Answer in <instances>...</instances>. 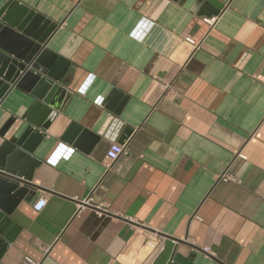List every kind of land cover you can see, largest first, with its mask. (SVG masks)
<instances>
[{
  "label": "crops",
  "instance_id": "obj_1",
  "mask_svg": "<svg viewBox=\"0 0 264 264\" xmlns=\"http://www.w3.org/2000/svg\"><path fill=\"white\" fill-rule=\"evenodd\" d=\"M12 1L55 24L68 96L33 153L46 206L15 208L0 264H171L185 244L203 252L192 264H264V0H215L211 17L197 0ZM113 94L129 97L118 114ZM32 104L12 90L0 131ZM126 129L128 153L106 166Z\"/></svg>",
  "mask_w": 264,
  "mask_h": 264
},
{
  "label": "water",
  "instance_id": "obj_2",
  "mask_svg": "<svg viewBox=\"0 0 264 264\" xmlns=\"http://www.w3.org/2000/svg\"><path fill=\"white\" fill-rule=\"evenodd\" d=\"M196 5L198 16L207 17L217 16L223 7L215 0H197ZM55 32V24L33 9L0 0V105L12 90L33 99L26 114L19 120L10 118L0 131L3 136L18 121L27 124L20 136H12L0 148V261L19 230L11 219L13 211L22 201L32 204L38 199L31 184L32 170L39 164L33 153L67 101L63 80L69 64L47 49ZM128 100L113 94L104 105L118 114ZM131 132L126 129L119 143L124 144ZM185 245L191 252L175 256L171 264H192L196 252L203 253Z\"/></svg>",
  "mask_w": 264,
  "mask_h": 264
},
{
  "label": "built area",
  "instance_id": "obj_3",
  "mask_svg": "<svg viewBox=\"0 0 264 264\" xmlns=\"http://www.w3.org/2000/svg\"><path fill=\"white\" fill-rule=\"evenodd\" d=\"M215 21H216L215 17L203 18V22L209 27H212ZM184 41L190 46L198 47V44L189 37L185 38ZM127 153H128L127 147L124 144L113 143L105 156L106 166H109L110 164L114 163L120 156L126 155ZM219 179L223 182H235V179L232 176L228 175L226 172L223 173ZM91 201L92 199L89 198L85 202V204H90ZM45 206H46V200L41 198L38 199L37 202L33 205V210L35 212H41ZM98 208H102V207L98 206ZM205 251L208 250L205 249ZM20 264H38V263L34 262L28 257H24Z\"/></svg>",
  "mask_w": 264,
  "mask_h": 264
}]
</instances>
